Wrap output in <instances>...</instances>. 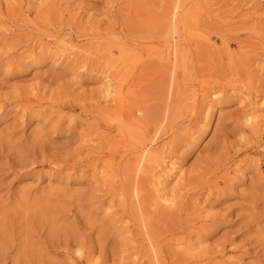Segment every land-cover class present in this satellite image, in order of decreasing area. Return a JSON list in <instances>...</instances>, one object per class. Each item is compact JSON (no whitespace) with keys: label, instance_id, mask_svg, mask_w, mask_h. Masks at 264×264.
I'll return each mask as SVG.
<instances>
[{"label":"rangeland","instance_id":"374dc122","mask_svg":"<svg viewBox=\"0 0 264 264\" xmlns=\"http://www.w3.org/2000/svg\"><path fill=\"white\" fill-rule=\"evenodd\" d=\"M0 264H264V0H0Z\"/></svg>","mask_w":264,"mask_h":264},{"label":"bare ground","instance_id":"6f19581e","mask_svg":"<svg viewBox=\"0 0 264 264\" xmlns=\"http://www.w3.org/2000/svg\"><path fill=\"white\" fill-rule=\"evenodd\" d=\"M167 52H169V51H167ZM171 52V51H170ZM118 91V90H117ZM113 93V92H112ZM118 93V92H117ZM107 96V95H106ZM114 96V95H113ZM115 100V99H114ZM176 172V171H175ZM160 182V181H159ZM160 191H161V189H160ZM159 191V192H160ZM164 191V190H163ZM167 196V195H166ZM164 202L166 203V204H171L172 203V200H167V199H165L164 200Z\"/></svg>","mask_w":264,"mask_h":264}]
</instances>
